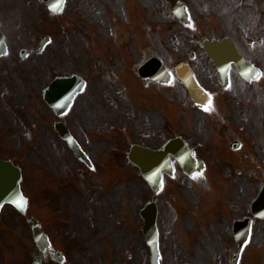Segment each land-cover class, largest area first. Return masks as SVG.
<instances>
[{
  "label": "flooded vegetation",
  "instance_id": "flooded-vegetation-1",
  "mask_svg": "<svg viewBox=\"0 0 264 264\" xmlns=\"http://www.w3.org/2000/svg\"><path fill=\"white\" fill-rule=\"evenodd\" d=\"M143 1L64 0L62 7L52 12L43 0H0V264H86L92 258L94 240L85 223L69 221L59 207L55 208L51 223L33 215L42 214V181L50 176L46 164L49 159L50 164H58L63 148L89 174L99 166L102 173L96 180H101L104 174L119 179L127 169L131 180L146 181L139 166L129 160L130 149L136 145L162 151L155 155L152 172L163 181L156 194L169 189L170 195L174 189L186 187L195 191L194 186L207 179V173L219 165L231 167L233 178L251 179L252 155L241 129H167L169 100L163 97L166 105L156 109L163 119L159 125L153 111L140 108L135 102L132 93L135 80L145 88L160 91L169 88L150 79L142 80L139 75L140 65L158 54L150 42L149 54L142 59L139 56L138 7L140 4L151 9L155 0ZM180 2L186 4L184 0ZM166 5L163 3L159 9L162 18L166 17L165 11L173 16L170 5ZM254 9L262 15L264 4H256ZM187 11L190 13L188 6ZM174 18L177 20L175 15ZM146 24L145 35L150 37L151 25ZM185 27L192 41L203 48L204 39L195 36L193 22ZM171 73L174 80L172 69ZM72 76L82 83L80 90L75 82L70 83ZM70 94L73 99L67 108L63 101ZM224 96L212 94V98ZM91 101L104 102V122L98 115L89 117ZM223 101L233 105V99L227 96L213 107L210 115L215 126H224L228 121L220 117V111L226 110ZM246 104L255 111L261 102L249 99ZM191 107L197 111L207 108L193 103ZM76 121H80L84 130L76 131ZM60 127L67 128L64 130L79 144L87 161L70 148ZM174 139V145L164 150ZM257 165L261 169V185L264 163ZM21 194L28 200L23 211L3 199ZM251 205V200L247 209L245 203H240L238 210L233 208L232 212L239 211V218L246 217ZM229 214L222 212L223 218L233 225L237 218L233 215L229 219ZM160 219L161 211L158 222ZM34 226L47 236L51 250L38 245ZM99 242V255L105 260L106 237L101 235Z\"/></svg>",
  "mask_w": 264,
  "mask_h": 264
},
{
  "label": "rangeland",
  "instance_id": "rangeland-1",
  "mask_svg": "<svg viewBox=\"0 0 264 264\" xmlns=\"http://www.w3.org/2000/svg\"><path fill=\"white\" fill-rule=\"evenodd\" d=\"M162 1L155 0L151 9L139 4L140 59L149 54L150 42L169 67L180 60H187L190 51H194L195 59L191 65L197 77L208 91L219 92L225 98L215 97L209 110L201 112L191 107L188 92L178 80L162 91L154 87L145 88L135 80L132 92L135 102L140 108L144 106L146 110L153 111L155 123L159 125L163 119L157 110L166 105L164 99L169 100V116L165 118L167 129H241L242 137L250 145L248 151L252 155L250 164L254 173L251 179L233 178L231 167L219 165L212 173H207V179L194 186L195 191L186 187L174 189L175 192L169 195V189H165L156 195L146 181L131 180L127 169L121 172L119 179L114 180L104 174L101 180H96L102 173L99 166L89 174L74 157H68L63 148L58 164H50V159L46 164L45 169L51 177L45 176L42 181V214L34 212L33 215L44 223H51L55 208L59 207L63 215H68L69 221L85 223L91 228L93 256L86 264H150L142 221L137 217L139 210L150 200L157 201L161 211V264H230L236 244L232 223L223 218L222 212L228 211L229 219L233 215L238 218L239 211L232 212L233 208L238 210L237 206L245 203L247 209L249 200L252 201L260 189L261 169L257 164L264 163V9L262 15L255 13L254 5L262 6L264 0H184L197 36L230 37L242 53L263 71V80L249 86L233 67L230 85L224 90L216 68L198 42L192 41L189 31L180 21L174 20L170 11H165V18L161 17ZM150 18L151 21L147 22ZM146 23L151 25L150 37L145 35ZM227 96L233 99V105L223 101L226 110L220 111V117L228 121L224 126H215L210 112ZM249 99L261 102L260 107H253L255 111L247 108ZM131 103L126 104L132 106ZM102 104L103 101H91L89 117L98 115L104 122ZM250 110L252 113H248ZM122 121L124 123V116ZM74 126L77 132L78 129L84 130L80 121H76ZM20 221L24 222L23 219ZM101 235L106 237L104 243H107L105 260L99 255ZM239 264H264V220L255 222L251 240L244 248Z\"/></svg>",
  "mask_w": 264,
  "mask_h": 264
},
{
  "label": "water",
  "instance_id": "water-1",
  "mask_svg": "<svg viewBox=\"0 0 264 264\" xmlns=\"http://www.w3.org/2000/svg\"><path fill=\"white\" fill-rule=\"evenodd\" d=\"M50 10H56L60 8L62 5V0H44ZM173 8V11L177 12L183 21L187 22L185 17L181 15L180 11H182V6L179 5L178 0H168ZM205 51L208 56L213 60L216 65L218 71L221 74L222 85L227 86L229 82V71L231 68V64L235 63L240 75L246 79H257L261 76V71L254 67L251 63L246 61L243 56L239 53L235 43L228 38H225L222 41H205L204 42ZM175 73L178 78L184 83L187 87L190 97L193 101L200 105H206L210 101L209 94L201 87L197 79L195 78L190 66L187 63H180L175 67ZM140 75L142 78H151L153 80L168 83L171 80V76L169 70L163 65V63L157 57H153L149 59L145 64H143L139 69ZM71 84L74 82L77 85V88L82 86L81 82H79L74 77L69 78ZM57 83V82H56ZM61 84L63 81L60 82ZM55 84V83H54ZM73 92V91H72ZM71 92V93H72ZM62 93V92H61ZM73 94H70L69 97L67 95V100L63 101L65 104H69ZM62 100V98H61ZM62 135L69 141L71 148L76 152V154L86 159L85 154L81 150V148L77 145V143L68 136V133L64 130L65 128L61 127ZM134 155V152L132 153ZM130 155V159L134 162H137L133 155ZM149 153L146 154V157L137 162L142 172L145 174L149 183L153 186L159 185V180H153L152 177L149 176V167L150 164L149 158L147 159ZM5 200H9L14 204L18 209H23L26 206L27 200L23 198V196L12 195L11 197L3 198ZM17 201H22L23 206L20 207L17 205ZM252 213L255 217L263 218L264 217V187L258 196V198L253 202L252 205ZM144 218V226L143 231L145 237L147 239L148 244L152 249V264H160L159 261V249H158V231H157V205L155 203H148L144 210L141 213ZM252 226V218H246L242 221H238L235 224V235L238 243V250L233 260V264H237L238 257L241 251L242 246L248 241L249 235L251 232ZM34 234L37 243L40 246H44V248H48V242H44V237L39 230L34 227Z\"/></svg>",
  "mask_w": 264,
  "mask_h": 264
},
{
  "label": "snow or ice",
  "instance_id": "snow-or-ice-1",
  "mask_svg": "<svg viewBox=\"0 0 264 264\" xmlns=\"http://www.w3.org/2000/svg\"><path fill=\"white\" fill-rule=\"evenodd\" d=\"M208 108H205V111H208ZM193 179H196V177L194 176ZM17 205L22 207L23 206V202L22 201H17Z\"/></svg>",
  "mask_w": 264,
  "mask_h": 264
}]
</instances>
